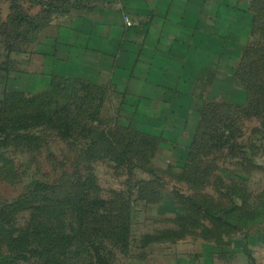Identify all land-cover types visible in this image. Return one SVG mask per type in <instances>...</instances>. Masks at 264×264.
<instances>
[{"label":"rangeland","instance_id":"374dc122","mask_svg":"<svg viewBox=\"0 0 264 264\" xmlns=\"http://www.w3.org/2000/svg\"><path fill=\"white\" fill-rule=\"evenodd\" d=\"M23 2L0 0V264H23L37 221L42 264H94L95 230L111 264H264V0H225L216 94L151 109L40 57Z\"/></svg>","mask_w":264,"mask_h":264},{"label":"crops","instance_id":"0c3cea01","mask_svg":"<svg viewBox=\"0 0 264 264\" xmlns=\"http://www.w3.org/2000/svg\"><path fill=\"white\" fill-rule=\"evenodd\" d=\"M224 2L24 0L22 14L38 27L29 33L35 52L43 57L49 50L56 69L82 65L101 76L110 92L133 94L135 107L147 101L151 109L176 107L184 97L202 102L220 90Z\"/></svg>","mask_w":264,"mask_h":264},{"label":"trees","instance_id":"16d2710c","mask_svg":"<svg viewBox=\"0 0 264 264\" xmlns=\"http://www.w3.org/2000/svg\"><path fill=\"white\" fill-rule=\"evenodd\" d=\"M13 20L18 21V25L16 26L17 28H20L21 21L23 23H25V21H27L25 19L24 15H21V14L15 16L13 18ZM27 24H28V26L30 25L33 29L38 28L37 26H33V23L30 21H27ZM27 33L29 34V32H27L25 30L23 33L22 32H16V37H22V36L28 37L29 35ZM11 48H12V46L9 45L7 47V52H10ZM77 83H78L79 91L80 92L85 91L83 89V87H79L80 81H78ZM94 86L97 87L96 85H94ZM88 88H89V90H87V92H90L91 91L90 86L87 84V89ZM18 118H20V117L18 116ZM2 122L3 121L0 120V131H2V130L6 131V129H7L6 125L1 124ZM121 156L122 155H120L119 157H121ZM98 203L102 204V202H98ZM94 204H97V203L94 202ZM32 223H33V225H32L31 229L33 230V234H29L27 237V241H26L27 245L29 247H32V248L28 252L21 253L17 257L12 258V259L17 260L18 262H21L23 264H27L30 262L42 264V262H41L42 259H47V261L52 260L51 255H50L51 253H43L41 251V248L38 247L42 241L41 235L43 234V224L44 223H42L40 221L32 222ZM79 232H80V230H79ZM122 232L124 234V237L119 243H121L123 247H129V250H130V248L132 249V244L129 241V238L132 236L131 218L129 219V224L124 229H122ZM85 234L88 237V238H86V248L91 253H93L94 264H111L110 259H111L112 255H113L114 260L118 261L119 255L123 254L121 251L122 248L120 247V245L118 243L114 244V243L108 241L109 236H105L108 233L95 230V231H91V232H86ZM68 235H70V234L68 233ZM29 247H28V249H29ZM74 254H76V251L72 248V245H70L66 249L64 256L70 257V256H73ZM9 256H10V254H9ZM113 258H112V260H113ZM1 261H3V262L4 261H10L11 262V256L9 259L1 260ZM63 261H64V259L62 260V262ZM46 263H49V262H46ZM54 264H58V263H54Z\"/></svg>","mask_w":264,"mask_h":264},{"label":"built area","instance_id":"2783aa9c","mask_svg":"<svg viewBox=\"0 0 264 264\" xmlns=\"http://www.w3.org/2000/svg\"><path fill=\"white\" fill-rule=\"evenodd\" d=\"M126 23L129 27L133 25V22L130 20V18H126Z\"/></svg>","mask_w":264,"mask_h":264}]
</instances>
